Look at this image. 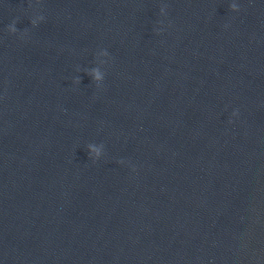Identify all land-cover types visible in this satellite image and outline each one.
<instances>
[{
	"label": "water",
	"instance_id": "water-1",
	"mask_svg": "<svg viewBox=\"0 0 264 264\" xmlns=\"http://www.w3.org/2000/svg\"><path fill=\"white\" fill-rule=\"evenodd\" d=\"M230 2L0 0L2 264H264V0Z\"/></svg>",
	"mask_w": 264,
	"mask_h": 264
},
{
	"label": "clouds",
	"instance_id": "clouds-1",
	"mask_svg": "<svg viewBox=\"0 0 264 264\" xmlns=\"http://www.w3.org/2000/svg\"><path fill=\"white\" fill-rule=\"evenodd\" d=\"M39 3V0H37ZM230 9L233 12H238L240 10V4L239 0H231L230 2ZM164 8H161V14H164ZM44 20V17L42 15L35 16L31 20L32 26L38 25L40 22ZM17 21L13 20L9 25H7L9 33L16 34L17 33ZM104 58H109V53L106 49H102L97 53V65L92 68L90 75L92 76L93 81L97 84L100 85L103 83L105 79V72L102 70L104 64L106 63V60ZM79 83V80L77 79L76 81ZM235 115V113H234ZM104 145L101 144H96V143H89L87 145V152L89 155V158L92 160H99L102 155L104 154ZM123 163V161H121ZM0 264H2V261H0Z\"/></svg>",
	"mask_w": 264,
	"mask_h": 264
}]
</instances>
